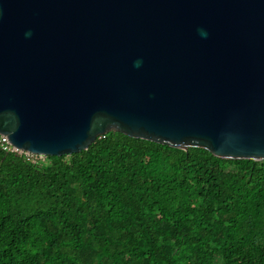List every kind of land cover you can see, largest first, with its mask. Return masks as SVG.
<instances>
[{"label": "water", "instance_id": "1", "mask_svg": "<svg viewBox=\"0 0 264 264\" xmlns=\"http://www.w3.org/2000/svg\"><path fill=\"white\" fill-rule=\"evenodd\" d=\"M109 132L264 161V0H0V134L59 157Z\"/></svg>", "mask_w": 264, "mask_h": 264}, {"label": "trees", "instance_id": "2", "mask_svg": "<svg viewBox=\"0 0 264 264\" xmlns=\"http://www.w3.org/2000/svg\"><path fill=\"white\" fill-rule=\"evenodd\" d=\"M0 264H264V161L119 132L35 163L0 148Z\"/></svg>", "mask_w": 264, "mask_h": 264}, {"label": "built area", "instance_id": "3", "mask_svg": "<svg viewBox=\"0 0 264 264\" xmlns=\"http://www.w3.org/2000/svg\"><path fill=\"white\" fill-rule=\"evenodd\" d=\"M0 148L5 151V152H9V153H16L19 155H24L28 160H30L31 162L35 163L38 160H43L44 156L41 155H36V154H32L29 152H24L18 148H16L15 146H13L11 144V142L9 141V139L7 138V136L5 135H1L0 134Z\"/></svg>", "mask_w": 264, "mask_h": 264}, {"label": "clouds", "instance_id": "4", "mask_svg": "<svg viewBox=\"0 0 264 264\" xmlns=\"http://www.w3.org/2000/svg\"><path fill=\"white\" fill-rule=\"evenodd\" d=\"M200 34H201V36L204 37V38L207 37V32H206V31L201 30V33H200ZM141 63H142L141 61H137V62H136V66L138 67Z\"/></svg>", "mask_w": 264, "mask_h": 264}, {"label": "rangeland", "instance_id": "5", "mask_svg": "<svg viewBox=\"0 0 264 264\" xmlns=\"http://www.w3.org/2000/svg\"><path fill=\"white\" fill-rule=\"evenodd\" d=\"M44 158V157H43Z\"/></svg>", "mask_w": 264, "mask_h": 264}]
</instances>
